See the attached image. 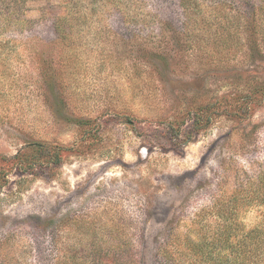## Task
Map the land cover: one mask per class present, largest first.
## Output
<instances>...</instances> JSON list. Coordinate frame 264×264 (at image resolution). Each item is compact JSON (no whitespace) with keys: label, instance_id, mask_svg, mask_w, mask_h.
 <instances>
[{"label":"rangeland","instance_id":"rangeland-1","mask_svg":"<svg viewBox=\"0 0 264 264\" xmlns=\"http://www.w3.org/2000/svg\"><path fill=\"white\" fill-rule=\"evenodd\" d=\"M0 264H264V0H0Z\"/></svg>","mask_w":264,"mask_h":264},{"label":"trees","instance_id":"trees-1","mask_svg":"<svg viewBox=\"0 0 264 264\" xmlns=\"http://www.w3.org/2000/svg\"><path fill=\"white\" fill-rule=\"evenodd\" d=\"M181 1H184V0H181ZM185 11V9H184ZM67 26H72L71 23H69V17L68 15H64V16H55L53 18V21H52V28H53V32L54 33H59L61 31H65L67 30ZM199 248L201 250L204 249L205 245H203L202 243H200L199 245Z\"/></svg>","mask_w":264,"mask_h":264}]
</instances>
